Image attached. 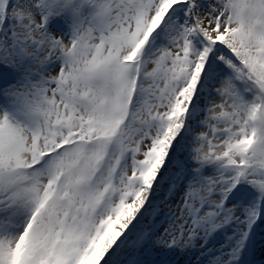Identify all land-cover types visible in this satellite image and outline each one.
Segmentation results:
<instances>
[{
  "label": "snow or ice",
  "instance_id": "1",
  "mask_svg": "<svg viewBox=\"0 0 264 264\" xmlns=\"http://www.w3.org/2000/svg\"><path fill=\"white\" fill-rule=\"evenodd\" d=\"M0 264H264V0H0Z\"/></svg>",
  "mask_w": 264,
  "mask_h": 264
}]
</instances>
